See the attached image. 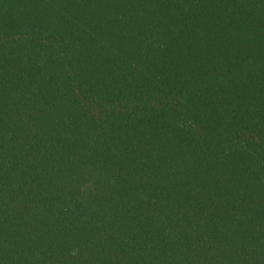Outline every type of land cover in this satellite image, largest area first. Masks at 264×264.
I'll list each match as a JSON object with an SVG mask.
<instances>
[{"label":"trees","instance_id":"trees-1","mask_svg":"<svg viewBox=\"0 0 264 264\" xmlns=\"http://www.w3.org/2000/svg\"><path fill=\"white\" fill-rule=\"evenodd\" d=\"M0 264H264V0H0Z\"/></svg>","mask_w":264,"mask_h":264}]
</instances>
